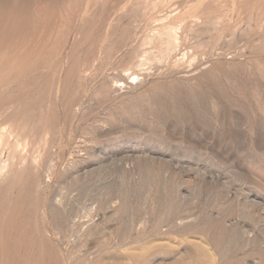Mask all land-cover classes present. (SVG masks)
Here are the masks:
<instances>
[{"label": "rangeland", "instance_id": "obj_1", "mask_svg": "<svg viewBox=\"0 0 264 264\" xmlns=\"http://www.w3.org/2000/svg\"><path fill=\"white\" fill-rule=\"evenodd\" d=\"M0 132V264H264V0H0Z\"/></svg>", "mask_w": 264, "mask_h": 264}, {"label": "bare ground", "instance_id": "obj_2", "mask_svg": "<svg viewBox=\"0 0 264 264\" xmlns=\"http://www.w3.org/2000/svg\"><path fill=\"white\" fill-rule=\"evenodd\" d=\"M136 76V74H134V77ZM132 79V78H131ZM119 83V82H118ZM128 84H133V83H131V82H129ZM124 86L126 85L125 83L123 84ZM7 133V132H6ZM5 132H0V179L2 178V179H4L5 177L7 178V177H9V176H13V175H15V177H17L16 175H18V174H14V173H16V172H19V164H21V162L20 163H18V153H19V151H20V149H21V143H20V141H18V140H16V141H14V142H12L13 141V139H12V137H13V135L14 134H12L11 132L9 133V134H6ZM21 160V159H20ZM21 170V169H20ZM22 171V170H21ZM20 174V173H19ZM14 177V176H13ZM15 177H14V180H16L15 179ZM9 178H11V177H9ZM8 178V179H9ZM11 180H13L12 178H11ZM4 181H8L7 179L5 180L4 179ZM3 181V182H4ZM12 182V181H11ZM15 183V182H14ZM13 190V192L15 191L14 189H12ZM17 191V190H16ZM15 191V192H16ZM12 192V193H13ZM17 193V192H16ZM14 194H12V196H13ZM17 196L18 195H16V198H17ZM20 221H22V219H20ZM19 221V222H20ZM20 224V223H19ZM28 224V223H27ZM14 227H16V226H14ZM16 228H18V226L16 227ZM15 228V229H16ZM24 228V227H23ZM23 228L22 227H20V228H18V229H20L19 231L20 232H22V231H24L23 230ZM14 229V230H15ZM18 229H17V231H18ZM34 229V228H33ZM5 231V230H4ZM13 231V230H12ZM12 231H10V233H9V236H10V238L12 239V235H10L11 234V232ZM18 231V232H19ZM26 231V230H25ZM18 232H13V234L14 233H17L18 234ZM28 233V232H27ZM25 234V232H23L22 234H24V235H28V236H26V237H29V235H31L30 234V231H29V234ZM4 236H7L6 234H5V232L4 233H2ZM2 235V236H3ZM21 234H19V235H14V236H16V237H18V236H20ZM4 236L2 237V240H4L3 238H4ZM9 236H7V237H9ZM32 236H36V235H32ZM32 236H30L32 239V241H30V243H32L34 240V238L32 237ZM40 236V235H39ZM1 238V237H0ZM22 238H24L23 236H22ZM11 239H9L8 238V240H11ZM18 239V238H17ZM6 240V239H5ZM20 240H21V238H20ZM28 240H29V238H28ZM35 240H36V237H35ZM16 241V239H15V237H14V242H13V247H14V243H16L17 244V242H15ZM37 241V243H34V244H38V240H36ZM4 243H5V241H3ZM29 242V241H28ZM27 242V243H28ZM35 242V241H34ZM1 243V242H0ZM8 243H9V241H8ZM20 243V242H19ZM29 243V244H30ZM22 244V243H21ZM21 244H20V246H21ZM29 245V246H35V245ZM39 244H41V241H40V243ZM10 245H11V241H10ZM9 245V246H10ZM19 245V244H18ZM25 245V244H24ZM42 245V244H41ZM5 246H6V244H5ZM4 246V247H5ZM27 246H28V244H27ZM3 247V248H4ZM15 247H17V245L15 246ZM14 247V248H15ZM18 248V247H17ZM20 248V247H19ZM18 248V249H19ZM26 248V247H25ZM28 248V247H27ZM30 248L31 247H29V251H30ZM33 248V247H32ZM40 248L41 247H39V248H35V249H39L38 251H37V256H38V254H39V259H41V257H40V254H42V256H43V253H39V251H40ZM6 247L4 248V251H5V253H6V250H7V252L9 251V249L7 248L6 250ZM13 249V248H12ZM16 249V248H15ZM21 249V248H20ZM42 249H43V247H42ZM14 250V249H13ZM12 250V252L14 253V251ZM24 250V249H23ZM20 251L21 250H18V251H15V252H17V254H20ZM28 250H27V252L26 253H28L29 252ZM42 251V250H41ZM12 252L10 253L11 255H12ZM5 253H3V255L5 254ZM24 253V252H23ZM34 253H35V250H34ZM22 254V253H21ZM0 255H2V254H0ZM2 255V256H3ZM6 255H8L7 253L5 254V256ZM10 255V257H12ZM24 255V254H23ZM4 256V258H6ZM20 256V255H19ZM45 256V255H44ZM9 257V258H10ZM21 257V256H20ZM43 258V257H42ZM45 258V257H44ZM13 259H14V256H13ZM23 259H24V257L22 258L21 257V260L23 261ZM6 260L7 259H4V261L6 262ZM16 260H17V262L14 260V263L16 262L17 264H18V262H20V261H18L19 259H17V257H16ZM42 260V259H41ZM11 261V263H12V260H10ZM30 261V260H29ZM28 261V263H30ZM8 262V261H7ZM24 262V261H23ZM26 263H27V260H26ZM25 263V264H26ZM27 263V264H28ZM13 264V263H12ZM19 264H21V263H19ZM24 264V263H23Z\"/></svg>", "mask_w": 264, "mask_h": 264}]
</instances>
